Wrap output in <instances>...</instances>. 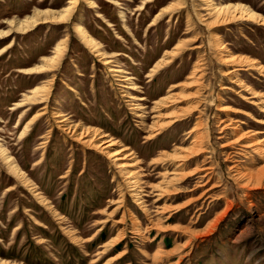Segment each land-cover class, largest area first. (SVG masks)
Segmentation results:
<instances>
[{
    "label": "rangeland",
    "instance_id": "rangeland-1",
    "mask_svg": "<svg viewBox=\"0 0 264 264\" xmlns=\"http://www.w3.org/2000/svg\"><path fill=\"white\" fill-rule=\"evenodd\" d=\"M69 1L0 0V31L8 30L6 21L23 20L35 10L59 11ZM86 1H77L66 25H40L0 40V145L52 205L48 210L37 203L0 157V259L16 264H104L122 253L105 264H264V173L260 172L264 160L245 146L250 137L236 140L249 131H262L253 138L264 139V125L229 112V118L237 120L233 122L237 129L232 130V125L223 129L229 122L218 110L229 106L264 119V114L228 90L239 89L223 76L228 67L222 63L228 53L264 66V26L243 20L212 28L213 16L198 0H92L95 8ZM213 2L242 5L264 17V0ZM169 6V12L158 15ZM78 26L111 60L109 66L134 77L138 89L129 91L145 100L132 104H142L144 119L129 109L108 65L81 42ZM61 39H66V50L53 73L25 74L41 64L42 57L52 56ZM181 41L185 45L179 56L147 77L164 52ZM218 44L227 52L219 50ZM198 62L193 80L199 79L186 88ZM240 76L264 102V78L247 68ZM46 79L53 81L44 104L29 106L25 113V108H16ZM186 96L188 100L181 101ZM164 97H168L164 102L174 101L152 112L154 101ZM196 103L198 113L161 128L156 138L147 140L146 127L157 121L155 115L168 117ZM44 105L46 115L33 121L20 139L26 122ZM56 114L69 124L98 128L134 153L127 161L136 164L126 170L137 172L138 193L147 213L129 196L115 168L118 162L77 142L54 124ZM195 123L201 124L198 134L204 137V152L183 164L170 160L168 155H181L190 147L192 138L187 133ZM195 166L201 171L190 174ZM256 175L261 182L251 184L248 180ZM172 178L176 181L170 182ZM161 189L167 191L163 196ZM122 218L123 223L117 224ZM153 223L159 229L151 227ZM68 230L80 242L72 241ZM121 233L124 239L119 247L104 245Z\"/></svg>",
    "mask_w": 264,
    "mask_h": 264
},
{
    "label": "bare ground",
    "instance_id": "bare-ground-1",
    "mask_svg": "<svg viewBox=\"0 0 264 264\" xmlns=\"http://www.w3.org/2000/svg\"><path fill=\"white\" fill-rule=\"evenodd\" d=\"M78 0H70L68 5L64 8L60 9L59 11H53V10H43L38 11L35 10L32 12L31 16L24 17L23 20H17V19H11L9 21H6L5 24L8 27L7 31H0V40H5L11 33L13 34H20L24 35L27 32L35 29L37 26L40 25H46V24H57V25H66L68 21L71 19V16L76 8ZM146 2H149L150 0H145ZM202 5H205V10L207 11V15L213 16V21L211 22L212 28H220L225 27L227 24H230L234 21H243L248 20L250 23H254L259 26H264V17H262L259 13L255 12L251 8H247L244 6H238V5H231L229 3H214L213 0H198ZM86 4H88L89 8H95V4L92 0H87ZM141 8V7H140ZM170 11V6L167 8H162L158 15H162L161 13H167ZM156 15V17L158 16ZM76 32L83 44L86 45V47L89 49L90 53H94V55H97L95 57H98V55L101 57L100 60H102V64L108 65L107 69L109 72H112V75L115 76L117 81L120 83L119 86L122 88V95L124 98H126V104L129 106V109L133 111L134 116L138 118L144 119L145 110L142 104H135L132 102L134 101H144V97L142 96H136L130 91H137L138 87L135 83H133L134 77H127L126 75L123 76L122 74H126L123 70H120L116 67L109 66L111 60L105 59V55L103 53H100V50L98 49V44L95 43L93 39H91L88 32H86L82 27H76ZM217 40L219 39L217 35L215 36ZM185 45V42L181 41L177 43L172 51H165L163 54V58L159 59L154 66L149 71L150 74L147 75V77L154 76L157 71L164 68L165 66L171 64L173 62V59L175 57L179 56V53L181 52L182 47ZM10 46V45H9ZM9 46H6L1 52L5 51L9 48ZM219 47V50H222L223 52H227V48L223 46L222 44L216 45ZM66 39H61L58 41V43L54 46L52 56L50 57H42L40 62L41 64L37 65L36 67H32L29 70L24 71L27 75H35L37 77H43L48 74H51L55 71V68L59 65V62L62 59L63 52L66 50ZM199 48V47H195ZM228 55V56H226ZM222 58V63H224L228 69L224 71L223 76L227 78V81L236 86L239 90H235L233 88H228L229 91H231L234 95L238 96V98L245 102V105H251L252 107H255L259 113L264 114V102H262V99L260 98L261 94L258 92L253 91L248 85L245 84V81L242 80L240 73L242 71H245V68L251 71H257L259 75L264 78V66L263 65H257L255 64L254 60H251L245 56L236 55V54H226ZM199 62L196 63L194 68V71L189 74L188 79L190 83L185 84L184 86H187L186 88H189L191 86H194V82L199 79V77L195 80H193L194 72L199 71ZM52 79H46L43 80L42 83L39 85H35L33 89L31 90L29 95H24L22 100L16 104V108H25V112L28 111L29 106H38L40 104H44L47 100V97L49 95V91L51 89L52 85ZM225 88V87H223ZM130 90V91H129ZM244 92L245 94H243ZM183 97V96H182ZM168 97L161 98L160 100L154 101L152 105L151 111L160 108L165 103H172L174 100L170 99L168 101H165ZM189 96H186L185 99H181V101L188 100ZM193 98V97H191ZM198 103L196 105L191 106L187 105L185 107H182L178 111L170 112L164 117L161 115H155L157 121H153L150 126H147L146 129L148 130L149 134L147 135V140H152L156 138L157 135H159V131L161 128H169L176 124L178 121L188 119L192 117L197 111H198ZM247 105V106H248ZM225 117H227V121L229 124H226L223 129L227 128L228 125H232V130H236L237 127H233V122H237V120H232L229 118V115L231 113L238 114L241 116H245L247 118H250L255 124L258 125H264V119L260 120L255 117H253L250 112L244 111V110H238L233 109L229 106H223L218 109ZM47 108L46 106H41L38 108L37 112L31 120L26 122V126L23 128V130L19 134V138H23L28 130L30 129V125L33 121H36L38 118L46 115ZM139 112V113H137ZM199 112V111H198ZM197 112V113H198ZM230 112V114H229ZM55 120L56 125H58L62 130H64L67 134L74 137V139L81 143L84 147L97 151L99 153H103L107 159H110V161H116L118 163L115 164V168L118 170V173L122 177L123 182H125L129 196L134 200L135 204L139 207V209L145 213H147L145 202L143 201L141 197V193H138L139 181L137 179V172L134 170H126L128 167L134 166L136 163H131L127 160L133 159V154L130 149H128L125 145H120L119 141L115 138H112L111 136L107 135L103 131H101L98 128L95 127H81L78 124H69L67 118H65L63 115L56 114ZM64 117V118H63ZM164 120V121H163ZM167 120V121H166ZM163 121L162 123H160ZM200 123H195L189 132L187 134H191L192 140L190 141V147L188 149L182 150L183 154L181 155H168L167 157L170 158V160L174 161L176 160L177 163H184L186 159L192 158V157H198L204 152V137L199 133L200 130ZM57 126V127H58ZM222 128L220 129L222 132ZM81 129L80 131H76ZM51 129L48 130L47 133H50ZM251 132V134H250ZM262 131H249L246 134L239 135L236 140H243L245 138H251L247 145H245L247 148H251L252 152L257 154L259 159L264 160V139H256L253 138V135L261 134ZM193 134L195 136H193ZM75 135V136H74ZM252 136V137H251ZM187 138V137H186ZM81 140V141H80ZM236 142V141H235ZM46 141H44L45 144ZM120 145V146H119ZM114 146H117L116 149L113 151H108L109 149L113 148ZM0 157L6 164L8 170L15 175L20 181H22L27 187L28 190L33 194L35 197L37 203L44 206L48 210H52L51 203L45 199L41 193L36 189V186L34 184H31V182L26 177L25 173H23L19 167L16 165L14 159L12 156H10L5 148H2L0 145ZM41 159V158H40ZM40 159L37 163L40 162ZM112 161V162H113ZM182 163V164H183ZM182 164H179L178 166L182 167ZM201 169L198 167H194L190 174H197L200 172ZM260 172L264 173V168L260 170ZM188 174V173H187ZM262 174V173H261ZM259 175V174H258ZM264 175V174H263ZM181 176V175H180ZM185 177V175H182V178ZM254 177V176H253ZM182 178H177L178 180H182ZM171 181H176V178L170 179ZM248 181L251 182V184L254 183H260L261 178L260 176H255V179H249ZM154 188H159V186H154ZM163 191H160L159 195L163 196L167 191L165 189H161ZM170 193V192H169ZM121 199V198H119ZM159 200V199H158ZM119 203V202H118ZM117 208V207H116ZM177 208H179L177 206ZM54 209V208H53ZM167 209V208H166ZM165 208H163V211H166ZM162 211V212H163ZM52 215L57 218L58 215L55 211H52ZM59 218V217H58ZM169 216H167V219ZM103 221V220H102ZM117 224L123 223V218L119 221H116ZM158 224L153 223L151 227H154L155 230L159 229L157 228ZM164 227V226H163ZM164 230L167 229V227L163 228ZM137 230V229H136ZM162 230V229H161ZM138 234H140L139 229L137 230ZM67 236L70 237V239L74 242H80L79 237H75L73 234L74 232L66 231ZM94 235V234H93ZM93 235L85 239L84 241H89L92 239ZM81 239V238H80ZM124 239L123 233L118 234L116 237H113L110 241L106 242L104 245L111 246H117L119 243L122 242ZM100 251V250H99ZM104 250L100 251L99 253H103ZM98 253V252H97ZM122 253H119L113 257H109L105 263H109L111 261H114L116 259H119L120 255ZM96 261V259H94ZM104 263V264H105ZM0 264H16L11 263L7 260L0 259Z\"/></svg>",
    "mask_w": 264,
    "mask_h": 264
},
{
    "label": "trees",
    "instance_id": "trees-1",
    "mask_svg": "<svg viewBox=\"0 0 264 264\" xmlns=\"http://www.w3.org/2000/svg\"><path fill=\"white\" fill-rule=\"evenodd\" d=\"M120 245H121V244H120ZM120 245H119V246H120ZM119 246H117V247H119Z\"/></svg>",
    "mask_w": 264,
    "mask_h": 264
}]
</instances>
